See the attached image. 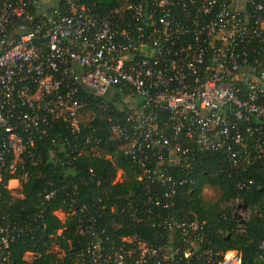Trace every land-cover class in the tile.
Listing matches in <instances>:
<instances>
[{
    "label": "built area",
    "instance_id": "1",
    "mask_svg": "<svg viewBox=\"0 0 264 264\" xmlns=\"http://www.w3.org/2000/svg\"><path fill=\"white\" fill-rule=\"evenodd\" d=\"M51 1L45 11L41 0H0V181L8 175L7 190L21 187L24 153L54 124L78 131L81 92L118 90L125 114L110 136L142 185L123 210L159 228L161 241L122 237L116 247L105 229L80 227L87 241L74 264H242L239 251L214 248L206 222L180 209L187 179L170 168L189 174L200 154L242 178L264 166V0H127L107 13ZM19 232L0 227V248ZM260 250L262 260L264 242Z\"/></svg>",
    "mask_w": 264,
    "mask_h": 264
},
{
    "label": "trees",
    "instance_id": "2",
    "mask_svg": "<svg viewBox=\"0 0 264 264\" xmlns=\"http://www.w3.org/2000/svg\"><path fill=\"white\" fill-rule=\"evenodd\" d=\"M78 2L107 13L110 9L123 10L127 0ZM124 94L115 90L111 97L93 98L81 92L86 102L84 113L91 119L82 122L75 132L65 122L54 124L27 148L23 156L27 160L17 172L27 174L21 182V196H13L6 189L11 176L5 175L0 181V227L10 224L20 230L7 249L0 248V258L8 259L6 264L77 263V252L87 241V233H81L80 227L105 229L116 247L122 237L147 243L161 241L159 228L137 221L123 210L127 202L138 200L142 188L137 180L139 167L125 157L110 136L111 125L119 123L125 114L121 110L125 108ZM198 158L201 164L189 174L179 165L170 168L172 174L187 179L178 190L180 209L206 222L214 248L239 251L242 264H260L264 166L253 167L242 178L224 172L211 154ZM119 170L123 179L114 183ZM245 178L254 180L253 188L239 190L237 182ZM208 187L218 191L214 200L203 196ZM235 201L254 212L244 223L235 214ZM57 211L66 217L61 220ZM27 253H31L29 260L25 259Z\"/></svg>",
    "mask_w": 264,
    "mask_h": 264
},
{
    "label": "rangeland",
    "instance_id": "3",
    "mask_svg": "<svg viewBox=\"0 0 264 264\" xmlns=\"http://www.w3.org/2000/svg\"><path fill=\"white\" fill-rule=\"evenodd\" d=\"M41 1H42L41 2L42 6L44 8H47L45 11H48L49 9H51V7H49V6H52L51 0H41ZM89 116H90V114H88L87 112L83 113L82 119L84 120V122H85V120H87L89 118ZM97 154H98V152H97ZM122 179H123V175H121V177H120V172L118 171L117 175H116V179L114 182L115 183L120 182V181H122ZM9 186H10V188L15 187V183L11 182L9 184ZM19 189H20V186H17L14 191L13 190L11 191L13 196H16V197L21 196ZM203 196L206 200H214L218 196V191L208 187V188L204 189ZM233 206L235 207V209H234L235 214L238 216V218H240V220H248L251 216V213H254L253 210H249L247 207H245L243 205V203H241V201H235L233 203ZM55 214L61 220H63L66 217V215L61 211H57ZM30 257H31V254L25 255V259H27V260H29Z\"/></svg>",
    "mask_w": 264,
    "mask_h": 264
},
{
    "label": "crops",
    "instance_id": "4",
    "mask_svg": "<svg viewBox=\"0 0 264 264\" xmlns=\"http://www.w3.org/2000/svg\"><path fill=\"white\" fill-rule=\"evenodd\" d=\"M261 262V263H260ZM260 264H264V258L259 261Z\"/></svg>",
    "mask_w": 264,
    "mask_h": 264
},
{
    "label": "water",
    "instance_id": "5",
    "mask_svg": "<svg viewBox=\"0 0 264 264\" xmlns=\"http://www.w3.org/2000/svg\"><path fill=\"white\" fill-rule=\"evenodd\" d=\"M245 221L244 220H242V223H244Z\"/></svg>",
    "mask_w": 264,
    "mask_h": 264
}]
</instances>
